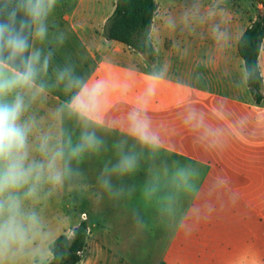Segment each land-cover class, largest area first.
Listing matches in <instances>:
<instances>
[{
	"label": "crops",
	"instance_id": "obj_1",
	"mask_svg": "<svg viewBox=\"0 0 264 264\" xmlns=\"http://www.w3.org/2000/svg\"><path fill=\"white\" fill-rule=\"evenodd\" d=\"M118 1L43 0L33 75L2 97L21 94L27 117L40 100L53 117L26 124L25 164H45L24 190L32 214L45 213L35 255L50 261L53 242L86 222L78 264H264V98L251 93L238 48L263 7L155 0L148 56L105 36ZM259 66L264 83V42ZM0 75L21 76L2 62ZM47 195L89 197L90 208L66 215L35 202Z\"/></svg>",
	"mask_w": 264,
	"mask_h": 264
},
{
	"label": "trees",
	"instance_id": "obj_2",
	"mask_svg": "<svg viewBox=\"0 0 264 264\" xmlns=\"http://www.w3.org/2000/svg\"><path fill=\"white\" fill-rule=\"evenodd\" d=\"M264 8V0H254ZM26 0H0V20L14 29L13 34L26 43L25 50L12 56L7 45V35L0 43V62L22 74L28 70L34 21L22 9H17L15 22L8 19L17 5H23ZM157 11L155 0H119L116 10L105 26V36L125 44L130 49L152 56L154 47L149 33L153 18ZM264 42V16L262 13L241 37L238 48L244 60L247 73V83L257 103H261L263 94V77L259 66V55ZM88 225L82 222L73 229L72 234L60 235L51 245L52 259L48 262L35 264H78L87 246Z\"/></svg>",
	"mask_w": 264,
	"mask_h": 264
},
{
	"label": "clouds",
	"instance_id": "obj_3",
	"mask_svg": "<svg viewBox=\"0 0 264 264\" xmlns=\"http://www.w3.org/2000/svg\"><path fill=\"white\" fill-rule=\"evenodd\" d=\"M17 9H22L33 19H38L44 11L43 0H26L23 5H17L10 13L8 19L14 23L17 16ZM14 29L9 24L0 20V43H2L7 35V45L12 51V56L22 53L26 48V43L13 34ZM43 34V29H40ZM33 75L31 67L21 74L19 78H4L0 75V194H3L10 188L21 187L28 183V180L35 173L36 180L41 178L45 164L30 163L25 164L27 160V135L29 128L26 124L19 122L20 116L24 110L23 99L17 96L13 102H6L2 99L18 82L19 79L27 81ZM147 138V137H145ZM89 142L94 140L93 136H85ZM55 155H60L56 153ZM54 159L47 164L48 169L54 168ZM133 160L125 158L122 166L131 168ZM49 179L59 182L61 175L57 171H53ZM34 191V189H30ZM14 210L17 203L14 198L9 197L7 201L0 200V212L5 209ZM6 225H0V238L3 237Z\"/></svg>",
	"mask_w": 264,
	"mask_h": 264
},
{
	"label": "rangeland",
	"instance_id": "obj_4",
	"mask_svg": "<svg viewBox=\"0 0 264 264\" xmlns=\"http://www.w3.org/2000/svg\"><path fill=\"white\" fill-rule=\"evenodd\" d=\"M244 1L248 2L249 0H243V2ZM15 96H20L23 99L24 110L19 120L21 124H40L46 122L49 118H53L43 117V113H47V109H43L40 100L34 102L35 111H38L39 114L27 117L24 112L26 107L24 97L19 93H16ZM16 97H14V99H16ZM64 118L66 119L65 123H69V120L73 117L70 112L66 111ZM82 123L86 124L88 122L82 120ZM109 148L111 151L113 150V148ZM112 152L123 154L125 151L122 152L119 148L115 147ZM21 187L23 188L22 191L20 189L17 191L14 188H10L3 194H0V200L7 201L9 197H12L17 203V207L14 210L10 211L6 204L5 209L0 212V225H6L3 237L0 238V264H35L36 262H45L40 260L41 257H39V255H35V248L38 246L39 249H42L45 240L40 237L41 235L39 232L41 231L39 227L44 221L43 214L45 213L40 210H35L32 214L31 208H29V206H31V199L26 196L24 191L25 184ZM34 198L35 202L40 201L39 205L41 206H55L57 209H63L66 215L69 213L75 214V212L90 208L87 202L89 197L47 195L45 197L36 196ZM35 208L38 209L42 207L36 206ZM32 215L34 216V220H32ZM32 221H34L36 228L34 229V234L36 232L38 239L37 243H34V245L32 243L30 229V223Z\"/></svg>",
	"mask_w": 264,
	"mask_h": 264
},
{
	"label": "water",
	"instance_id": "obj_5",
	"mask_svg": "<svg viewBox=\"0 0 264 264\" xmlns=\"http://www.w3.org/2000/svg\"><path fill=\"white\" fill-rule=\"evenodd\" d=\"M262 16H264V8L262 9Z\"/></svg>",
	"mask_w": 264,
	"mask_h": 264
}]
</instances>
